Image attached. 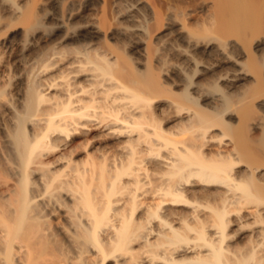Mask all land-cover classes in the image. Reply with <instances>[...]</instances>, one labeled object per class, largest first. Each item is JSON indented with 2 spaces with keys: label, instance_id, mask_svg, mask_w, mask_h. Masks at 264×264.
Here are the masks:
<instances>
[{
  "label": "bare ground",
  "instance_id": "bare-ground-1",
  "mask_svg": "<svg viewBox=\"0 0 264 264\" xmlns=\"http://www.w3.org/2000/svg\"><path fill=\"white\" fill-rule=\"evenodd\" d=\"M0 264H264V0H0Z\"/></svg>",
  "mask_w": 264,
  "mask_h": 264
}]
</instances>
